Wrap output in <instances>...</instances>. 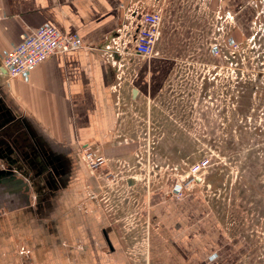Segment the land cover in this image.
I'll use <instances>...</instances> for the list:
<instances>
[{
    "label": "crops",
    "instance_id": "obj_1",
    "mask_svg": "<svg viewBox=\"0 0 264 264\" xmlns=\"http://www.w3.org/2000/svg\"><path fill=\"white\" fill-rule=\"evenodd\" d=\"M153 1L0 0V64L43 24L77 32L84 42L36 66L28 80L0 75L19 115L0 130V167L14 172L0 175V264H126L120 220L105 202L88 199L81 150L93 143L111 159L134 150L115 134L122 91L137 88L133 101L152 97L174 52L164 25L159 55L150 59L122 54L116 42L128 9ZM215 4L233 16L235 37L250 36L257 0ZM125 63L132 65L125 70ZM149 217L162 234L161 264H238L249 252L248 240L226 229L202 192L177 200L169 189L155 190Z\"/></svg>",
    "mask_w": 264,
    "mask_h": 264
},
{
    "label": "rangeland",
    "instance_id": "obj_2",
    "mask_svg": "<svg viewBox=\"0 0 264 264\" xmlns=\"http://www.w3.org/2000/svg\"><path fill=\"white\" fill-rule=\"evenodd\" d=\"M161 3L174 52L167 61L174 62L152 97L133 101L129 88L122 91L115 134L119 144L134 150L117 158L126 161L121 165L147 166L155 181L169 172L167 167L185 169L209 158L202 194L226 229L248 240L249 252L238 264H264V0H257L259 15L250 36L235 37L236 26L228 33L242 42V57L218 59L216 73L210 72L215 60L206 53L212 29L217 38L224 35L215 0ZM123 82H118V94ZM160 184L150 183L149 190L148 183L139 181L105 202L120 220L126 264H161L165 256L162 234L149 217L152 193L169 189L157 188Z\"/></svg>",
    "mask_w": 264,
    "mask_h": 264
},
{
    "label": "built area",
    "instance_id": "obj_3",
    "mask_svg": "<svg viewBox=\"0 0 264 264\" xmlns=\"http://www.w3.org/2000/svg\"><path fill=\"white\" fill-rule=\"evenodd\" d=\"M220 9L214 13L222 22L219 30H222L224 35L217 38L216 31L212 29V41L206 51L207 56L215 60L213 64H216L218 59L226 60L232 56L235 58L238 54L241 57L243 55L242 42L228 34L235 28L234 18L230 13ZM165 20L166 12L160 0L153 1L151 6H132L128 9L126 20L119 29V38L122 37V41L119 44L116 42L117 50L122 54H133L143 59L159 55L157 44ZM83 46L84 42L77 32L64 31L54 25L43 24L30 34L23 35L21 41L4 55L0 64V74L8 78L28 80L31 71L54 54ZM131 96L133 98V92ZM81 157L90 172L86 182L88 197L105 200L103 202H107L115 193L125 194L127 189L134 187L139 181L148 183L149 190L153 188L150 183L161 182L157 188L169 186L173 198L184 200L194 192H204L202 187L211 167L210 159L203 157L188 163L185 169L182 166L167 167L169 172L155 181L151 180V171L147 166L121 165L126 161L109 158L92 143L82 147ZM154 175L156 176L157 172ZM131 178L136 179V182L130 184Z\"/></svg>",
    "mask_w": 264,
    "mask_h": 264
},
{
    "label": "flooded vegetation",
    "instance_id": "obj_4",
    "mask_svg": "<svg viewBox=\"0 0 264 264\" xmlns=\"http://www.w3.org/2000/svg\"><path fill=\"white\" fill-rule=\"evenodd\" d=\"M211 66H212V70L210 72L216 73L217 63ZM18 119H19V115L16 104L13 98H11V96L8 94L6 88L0 83V130L6 128L9 122L11 123V121L13 122Z\"/></svg>",
    "mask_w": 264,
    "mask_h": 264
},
{
    "label": "water",
    "instance_id": "obj_5",
    "mask_svg": "<svg viewBox=\"0 0 264 264\" xmlns=\"http://www.w3.org/2000/svg\"><path fill=\"white\" fill-rule=\"evenodd\" d=\"M137 95H138V89L135 88V89L133 90V98L136 99ZM10 121H11V120H10ZM9 152H10V156H11V155L13 154V151L9 149ZM6 157H7V156H6ZM9 162L11 163V159H9ZM11 164H12V163H11ZM10 166H12V165H10ZM13 173H14V172L11 171V170H5V169L0 168V175H4V176H5V175H8V176H11V175H14ZM134 182H136V179L131 178V179L129 180V183H130V184H133Z\"/></svg>",
    "mask_w": 264,
    "mask_h": 264
}]
</instances>
